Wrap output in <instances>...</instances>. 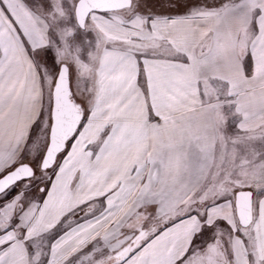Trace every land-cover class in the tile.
Masks as SVG:
<instances>
[{
    "label": "snow or ice",
    "instance_id": "1",
    "mask_svg": "<svg viewBox=\"0 0 264 264\" xmlns=\"http://www.w3.org/2000/svg\"><path fill=\"white\" fill-rule=\"evenodd\" d=\"M0 264H264V0H0Z\"/></svg>",
    "mask_w": 264,
    "mask_h": 264
},
{
    "label": "rangeland",
    "instance_id": "2",
    "mask_svg": "<svg viewBox=\"0 0 264 264\" xmlns=\"http://www.w3.org/2000/svg\"><path fill=\"white\" fill-rule=\"evenodd\" d=\"M78 40H91L93 39V34L88 32V33H84L83 30L80 31V33H78L77 36Z\"/></svg>",
    "mask_w": 264,
    "mask_h": 264
},
{
    "label": "crops",
    "instance_id": "3",
    "mask_svg": "<svg viewBox=\"0 0 264 264\" xmlns=\"http://www.w3.org/2000/svg\"><path fill=\"white\" fill-rule=\"evenodd\" d=\"M235 129V123L234 121H230L228 125V131L232 132Z\"/></svg>",
    "mask_w": 264,
    "mask_h": 264
}]
</instances>
